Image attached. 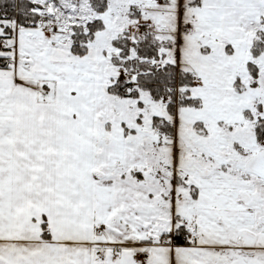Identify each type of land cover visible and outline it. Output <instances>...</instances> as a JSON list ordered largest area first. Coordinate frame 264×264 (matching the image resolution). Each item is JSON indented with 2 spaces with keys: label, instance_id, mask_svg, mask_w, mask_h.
Wrapping results in <instances>:
<instances>
[{
  "label": "snow or ice",
  "instance_id": "snow-or-ice-1",
  "mask_svg": "<svg viewBox=\"0 0 264 264\" xmlns=\"http://www.w3.org/2000/svg\"><path fill=\"white\" fill-rule=\"evenodd\" d=\"M0 264H264V0H0Z\"/></svg>",
  "mask_w": 264,
  "mask_h": 264
}]
</instances>
